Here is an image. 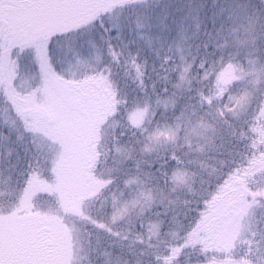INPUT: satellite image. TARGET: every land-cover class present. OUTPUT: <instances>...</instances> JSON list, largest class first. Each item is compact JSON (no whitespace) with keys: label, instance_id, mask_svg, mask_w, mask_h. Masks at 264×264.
Returning <instances> with one entry per match:
<instances>
[{"label":"snow or ice","instance_id":"1","mask_svg":"<svg viewBox=\"0 0 264 264\" xmlns=\"http://www.w3.org/2000/svg\"><path fill=\"white\" fill-rule=\"evenodd\" d=\"M0 264H264V0H0Z\"/></svg>","mask_w":264,"mask_h":264}]
</instances>
